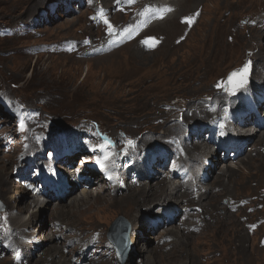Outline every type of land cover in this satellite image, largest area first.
<instances>
[{
	"label": "rangeland",
	"instance_id": "374dc122",
	"mask_svg": "<svg viewBox=\"0 0 264 264\" xmlns=\"http://www.w3.org/2000/svg\"><path fill=\"white\" fill-rule=\"evenodd\" d=\"M61 1L64 0H0V91L2 97L7 95L25 104L24 119H19L15 114L5 111V106L0 101V156L3 159L1 165L6 170L1 177L5 183L0 182V201L8 205L9 210L16 202L22 206L26 202L32 204L30 210L37 205L36 199H26L29 194L25 193L15 178L23 176L24 172L14 176V166L11 167L13 162H19L25 147L30 146L31 150L45 148L44 154L50 159L53 158L54 148L48 144L58 137L57 143H65V136L70 139L69 143L75 138L80 139L78 146L84 141L86 159L89 156L93 159L101 158L102 146L110 148V153H118L117 155L134 153L129 152V148H139L142 151L150 146H154L153 152L161 139L177 141L173 150L179 145L186 148L180 140H183L188 129L203 127L202 124L211 125L210 122L215 118L227 117L229 112L239 108L234 100L240 97L238 91L245 86L248 77H244L243 83H240L242 75H234L240 72L234 70L228 77L227 74L245 60H248V68L256 63L253 59L254 53H260L261 50L257 46L264 42V35L259 38L254 36L262 29L260 24L250 21L264 13V0H209L210 3L198 0L189 8H195L200 3L204 6L205 17L190 40L179 46L165 44L161 53H95V50L88 53L80 50L79 53H74V48L79 46L92 48L94 37L89 33H92L94 26L90 25V19L102 22L103 12L98 8L101 5L95 4V7H92L94 0H84L83 7V0H66L63 4L55 5L54 10L53 6H50ZM160 14L161 12L156 11L153 16L157 18ZM123 15L116 14V17L122 19ZM238 21L243 22L239 25L242 29L236 31ZM150 23L151 20L126 34L127 42L131 41L134 34L144 31ZM130 26H135V23ZM177 34L178 32L172 37ZM230 36L234 38L233 42L228 39ZM142 42L141 39L135 40L132 42L133 48H139ZM246 43L253 49L248 48ZM56 48L58 49L54 53ZM129 49L131 46L125 51ZM239 49L240 53H236ZM236 57L240 59H235ZM260 62L264 63V56ZM235 82L240 88H234ZM228 95H231V102L227 100ZM34 110L35 115L32 114ZM250 120L252 124L249 131L255 130L257 121L254 117H250ZM195 124L201 125L194 126ZM167 129L173 133L163 135ZM208 134L209 129L202 135L203 139ZM263 135L264 130L253 135L251 141H248L250 144L244 148L242 160L225 161L224 152L218 154L217 151V171L206 186L197 190L198 193L186 183L183 187L197 193L194 192L195 195L191 197L202 201L193 200L191 203L203 206V211H191L189 221L187 217L181 224L184 219L182 215L176 223L155 233H147L143 228L142 238L137 234V237L133 235L135 238L131 240L128 235L133 251L127 254V263L124 264H264V141L260 142V145H254V140L258 141ZM198 137L195 132L192 140L198 141ZM192 144L197 143H186L188 146ZM65 148L68 151L77 149L74 145ZM60 152V157L67 154L64 150ZM201 154L205 153L199 151L203 158ZM200 156L196 159L200 160ZM59 160L60 158L55 164L61 166L63 161ZM120 162L122 164L123 159ZM225 165H229V169ZM59 168L64 170L63 167ZM86 176L81 174L80 177ZM101 177L96 176V182L104 179ZM217 177H221L222 185ZM132 181L134 180L128 179L126 185L123 184L127 189L122 191L113 188L102 190L95 200V206H102L100 209L93 207L89 212L71 213L74 202L72 199L76 197V193L77 197L81 193L77 191L73 193L74 196L69 195L61 203L65 211L60 217L52 211L55 203L47 204L48 209L44 208L45 204L37 206H43L37 219L33 216L35 212L26 211L20 217L22 222L18 224L19 227H14L16 233L8 231L3 234L12 239L19 235L25 247L18 246L19 257L12 259V247L4 240L0 243V264H58L54 262L56 260H61L60 264H73V251L74 254H79L86 247L87 239L103 230L106 231L105 234L110 233L121 217L126 219L127 224L121 222L117 234L125 244L127 228L135 232L134 234L137 233L131 221V212L123 211L124 207L130 210L133 206L137 207L134 198L127 196L134 190L127 186L134 185L133 187L139 189L151 181L156 185L160 180H144L141 184ZM103 185L99 183L98 186L91 187L97 192L104 188ZM158 187L155 186V189L158 190ZM168 187L169 193H172L169 197L176 195L180 201L174 202L182 209L185 206L183 202H188V198L182 196L183 189L176 194L172 192L174 187L171 183H168ZM5 188L7 192L3 190ZM84 188L86 186L81 184L80 191ZM201 193L203 197H200ZM110 194H116L119 199L126 198V203L121 201L118 207L113 208L116 211H113L114 215L108 221L109 224L105 225L98 217L99 212L109 204ZM169 197L163 196L166 199L164 202L163 198H157L150 204L151 208H148V204H142L140 215L143 219L152 218L153 213L157 214L160 206L167 202ZM53 223H58L59 226ZM55 225L62 229L55 230ZM91 230L93 235H87ZM149 231H152V228H149ZM166 231L171 234L165 244L161 245V237L167 235ZM31 233L37 234V240L42 242V247L34 252L33 248L37 244H30L33 258L30 253L32 259H29L27 252L30 246H27V236L33 237ZM72 233H76L73 235L75 240L81 236L83 238L72 242ZM69 238L75 249L72 248L73 245H68ZM106 240L105 235L103 241ZM169 240L173 242L169 243ZM50 246L60 249L54 251L51 256L52 253H47ZM45 252L42 261L37 263ZM103 257L104 255L94 260L97 264H113V257V262H104ZM89 264L93 262L90 261Z\"/></svg>",
	"mask_w": 264,
	"mask_h": 264
},
{
	"label": "bare ground",
	"instance_id": "6f19581e",
	"mask_svg": "<svg viewBox=\"0 0 264 264\" xmlns=\"http://www.w3.org/2000/svg\"><path fill=\"white\" fill-rule=\"evenodd\" d=\"M94 1L95 2L93 3L92 7H95V4H96V6L101 5L98 8H101L102 9L101 11L103 12L102 22L95 21L92 18L90 19V25L94 26L93 27V30H92V33H89V35H91L92 37H94V38H92V43H91L92 48L86 47L87 49H85V46L82 47V48H79L80 47L79 46L77 48H74V49H76V51H74V53H79L80 50H82L83 53L93 52L94 50L96 51L95 53H121V52H124V53H161V51L164 48V45L165 44H169L170 43V45L173 44L174 46H179V45L187 42L188 40H190L191 35H193L194 31L197 29L198 25L202 22L203 18L205 17L204 16L205 15L204 14V6L203 5H200V3H199V6H196L195 8H189V7H193V5L196 2H198V0H164V2L162 0H111V1L110 0H106V1L105 0H94ZM205 1L206 2L208 1L209 2V0H205ZM227 4H228V2H227ZM185 8L186 9L189 8V9L186 10ZM167 9H171V10L168 11ZM223 10H224V8H223ZM156 11L161 12V14L157 18H155L153 16V14ZM222 12L223 11H221V13ZM116 14H120V15H123L124 14L123 15L124 18L118 19L116 17ZM254 19H256V18H253L251 20H254ZM149 20H151L150 25L144 31L140 32L139 34H137V35L134 34V36L131 39V41L130 42H127V35L126 34L132 33L136 28L141 27L145 23H148ZM188 21H191V22H188ZM133 23H135V26H130ZM240 24H241V22L238 21V23H237L238 26H237L236 31L239 30V29H242V28H239V25ZM202 25H204V24H202ZM211 27H212V25H211ZM226 27H225V29H226ZM176 32H178V34L172 37V35L175 34ZM121 33H123V34H121ZM263 35H264V30H262V29H259L258 33L257 34H254V36L257 37V38L262 37ZM197 37H199V35ZM212 38H214V37H212ZM137 39H141V40H143V42L139 46V48H133L134 47V43H132V42H134ZM228 39L230 41H232V42L234 41V38L231 37V36ZM66 41H64V42H66ZM193 41H194V39H193ZM209 44H210V42H209ZM129 46H131V49L125 51V49L127 47H129ZM236 46H237V44H236ZM246 46H249V44L246 43ZM257 47H259V49L262 52H264V42L261 45L258 44ZM248 48L253 49L251 46H249ZM240 50L241 49H239L236 53H240ZM62 52H64V51H62ZM67 52L69 53V51H66V53ZM262 52L259 53V54H257V55L255 53V55H256L255 57L257 59V64L259 66H263L264 67V63H261L260 62L261 59H262V57L264 56V53H262ZM200 53H203V51H200ZM205 55H206V53H205ZM202 58H204V57H202ZM206 59H207V57H206ZM235 59H240V58L239 57H236ZM253 59H254V56H253ZM213 60H216V59L213 58ZM208 61H207V64L206 65H208ZM248 65L249 64L246 65L247 68H248ZM222 73L223 72H221V74ZM237 84L238 83H236V82L233 83L234 88H236V89L237 88H240L239 86H237ZM239 91H238V93H239ZM230 93H232V95H233V91L232 90H231ZM229 96H231V95H228V99H227L228 101H230L229 100ZM223 99L224 98H222V100ZM228 120L229 119L227 117H219V118H215L213 121L210 122L212 124H216V127H217V131L214 132V138H215V136L221 137V133L224 130H225L226 133H228V131H229V128L227 126ZM237 124L239 126H241L240 127L242 129L241 136H243L244 129L247 131L248 128H249L250 123L247 122L246 119H243L242 118V119L239 120V122L237 121ZM198 125H201V124H195L194 126H198ZM202 125L204 127H206L207 124H202ZM188 127H190V126L188 125ZM197 130H200L201 133H202V129L199 128V127H197L196 129H193V130L188 129V131L184 135L183 140H180V141H183V144L186 146V148H184V146H181V145L178 144L179 146L182 147V149H180L181 147L178 146V148L175 149V150L169 149L167 151V153L169 155H172L173 160H171L169 158L168 164H167V166H166L165 169L159 170L157 168L158 167L157 163H154V165L151 166V167H145L143 165V159L145 157H152V149H153L154 146L147 147V148H145L142 151H140L139 148H129V152H134V153H125V154H120V155H117L118 153L117 154H111V156H109L104 161V164H106L107 168L112 169L114 171L113 178L111 177V179L109 180V181H111L114 184V187L115 188L113 187V190H118V191L120 190V191H122V190L127 189L126 187H123V184L126 185L128 179L134 180L132 182L135 183V184H141L144 180H148V181L149 180H157L155 178V176H151L149 174V172H152V174L158 176L159 178H163L160 181H158L156 185L153 184V182L151 181V182L147 183L145 186H143L142 188H139V189L133 187L134 185L133 186H130V185L127 186L129 189L134 190V192L128 194L127 196L134 198V202L137 205V207L135 208V206H133L132 210L128 209V207L127 208L124 207L123 208L124 209L123 211L124 212H126V211L127 212H131L130 217L132 219L131 218L130 219H131L132 223H134L133 224L134 230H137L138 236H141L142 237L141 233L138 232V230H141L142 229V226H146L147 227L148 226V222L147 221L149 220V217H146L145 219H143L142 215H140V207H141V205L142 204H148L147 205L148 208H151L150 207V204L151 203L153 204V202L157 198L158 199H161V198H163V196L165 198H168L169 195L172 194V193H169V190L170 189L168 187V183H171V180L172 179L177 178V176L179 174L178 173L179 171H181V176L179 178V180H180V184L179 185L180 186H175L173 188V191H175L174 193L177 194L178 192H180L183 189L182 196H184V198L193 199L191 196L195 195V193H196L195 191L200 190L202 187H204L206 185V184H201V182L199 181V179H200V176H199L200 173L198 174V169H199L200 165L203 164V160H202L201 156L199 155V151H206V150L210 149L213 145H215V143L212 140L211 141H206L205 139H203V137L200 134V140L201 141L199 140L196 143L199 144V142H204L203 144H199V145L192 144L190 146L186 145V143L192 142L191 135L193 133L197 132ZM257 132H260V131H255L253 133V135H255ZM166 133H173V132L170 131V129H167V130H165L163 132V135H165ZM56 135L57 134L55 133V136ZM186 135L189 136L188 139L186 138ZM253 135L250 136V139L248 140L249 142L251 141V138L253 137ZM174 137H175V135H174ZM174 137H173V141L175 139ZM235 138H236V136L233 137V135H229V136L226 135V137H225V139L223 141L226 144L229 143L230 145H233ZM248 141H247V137L243 136V140H242L241 144L238 145L237 148H241V147L245 146L246 144L247 145L250 144ZM263 141H264V135L258 141L254 140V145L256 146L260 142L263 143ZM175 142H177V141H174L173 143H175ZM83 145H84V141H82L81 145L78 146V149L77 150L72 151L71 156L68 158L69 161L75 160L77 158H83L82 157V155L84 154ZM205 146H207V148H205ZM215 146H216V149L215 150H211L209 153L206 154V155L211 156V159H210L209 162H211V163L213 162V166H212V170H211L213 174H215V171H217V167H218V165H215L217 163V156H216L217 151L219 152L218 154H221V153L224 152L223 150H221V147L222 146H220V147L218 145H215ZM59 148H64V147H63L62 144H56L55 153H57V149H59ZM103 148H104L105 151H107V152L110 153V150H109L110 148L109 149H107L106 147H103ZM200 149H203V150H200ZM227 151H229V153H230L232 150H226L225 152H227ZM174 153H176V154H174ZM244 153L242 155H244ZM242 155L238 156L235 159L242 160L243 159L242 158ZM199 156H200L201 159L200 160L199 159H196ZM122 158H123V162L121 164L120 161H121ZM2 161H3V159L0 156V182L3 184L5 182L3 180H1V177H2L3 171H6V170L4 169V166L1 165V162ZM227 161H229V160L227 159ZM196 162H197V164H196ZM176 163H182V164L181 165H177L175 168H170L169 167V165L176 164ZM15 164H16V162H13V165L11 167L15 166ZM225 166H227V168L229 169V165H225ZM89 167H92V166H88L87 171L88 172H92L93 176H91L90 178L83 179L79 183V184H82V183L85 184V186H87V188H84V189H82V191H80L81 190V185L73 184V189H72L71 193H76L77 191L78 192H81L78 197H77L78 194L76 193V197H73V199H72L74 202H73V205H72V210L70 212L73 213V214H77V213H81V212L82 213L89 212L90 209H92L93 207H95L96 209H100L102 206L100 204H97L95 206V203H96L95 200L98 198V196L101 195L100 193H101L102 190H104V191L106 190L107 191V190L111 189V186H109L108 182L105 179H102L101 182H96V179L97 178H95L94 176H98V178H102V177L100 175H98L99 172L97 170H92L91 171V170H89L90 169ZM44 168L49 169L50 168V163L49 162L45 163ZM76 172L77 173L80 172L79 168L76 170ZM232 172H230V173H232ZM184 174L187 176V179H184L183 178V175ZM65 175H68V172H65ZM217 178L219 180L220 185H222L223 183H221L222 182L221 177H217ZM99 183H101V186H102V183H103L105 185V187L103 189H101V190H97V192L95 190L93 191V189L91 188V186H95V185L98 186ZM185 183L188 184V187L190 186L189 188H193L195 191H191L192 189L190 190L188 187L183 188V187H185ZM198 183L200 185H202V186L200 187L198 185ZM155 186H159L158 187V190L155 189ZM179 187H180V190H178ZM74 188H77V190L74 191ZM185 189H186V191H185ZM3 190L5 192H7V188H5ZM113 190H112V192L114 193ZM210 191H212V190H210ZM27 193L30 195L29 192H27ZM197 193H198V191H197ZM212 193L213 192H210V194H212ZM72 195L73 194H71V196ZM30 196L35 199V196H33V195H30ZM203 196H204L203 193H201L200 197H203ZM85 199H92V201L91 200H88L87 201ZM125 199L126 198H124V200ZM124 200H123V198H120L119 199V197L116 194H114V195L113 194H110L109 204H107L104 207V209H102L99 212V214H100V217H98L99 221L102 224L108 225L109 224L108 221L111 220L112 219L111 218L112 215H114L113 214V211H116L113 208L114 207H118V205H119V203L121 201H122V203H126V202H124ZM63 201L64 200H62L60 203H56L54 210H52L54 213H56V215L58 217L64 215L63 212L65 211L64 210L65 208L63 207L64 209H62V204H61ZM164 201H166V199H164L163 202ZM50 203L51 202H49V201L46 202L45 203V206L46 207L44 206V208L48 209V205H50ZM167 203L168 204H171V201H169V199H168L167 202L163 203L160 206V211L157 214H160L161 213V211H162V208L161 207H165V205ZM41 205H44V204H40V205L37 204L36 206H34L33 210L31 209L32 212H35L36 213V214L33 215L35 217L34 219H37L38 212H40L43 209L42 208L43 206L42 207H37V206H41ZM199 206H201V205H199ZM31 207H32V204H27V202L23 206L20 205L19 202H16L13 205V207H11V208L14 209V210H17L19 212V214L22 215L26 211H28V212L31 211L30 210ZM202 208H203V206H202ZM12 209H11V211H12ZM178 210H179V212H180L181 215H184V213L181 211L182 209L180 207H178ZM138 215H139V217H138ZM20 217L21 216H19V215L16 216V217H15V215H13V217H12L13 220H14V227L15 228H18L19 227L18 224H21V222H22V220L20 219ZM152 218H156V216L154 215V213H153ZM133 219H134V222H133ZM54 227H55V230H60V228L62 229V227H56V225ZM89 229H91V228H85V230H89ZM95 230H98L99 231V230H101V228H95ZM95 232H97V231H95ZM92 233H94V232H92ZM166 234H171V232L169 231ZM134 238H135V236H134ZM5 239L6 240H9L11 242L13 241L12 238H8L5 235H0V242H4ZM27 246L28 247L30 246V248H29V250H28L27 253L28 254L31 253V257L33 258L32 250H31L32 247H31L30 244H27ZM66 248H68L67 245H66ZM59 249L60 248L57 247V246L56 247H51L50 246V249L47 250V253L48 252L49 253H52L51 254V256H52L54 254V251H59ZM5 253H7V251ZM13 253H14V250H13ZM45 254H46V252L41 254L40 260L39 261L37 260V263H39V262L42 261L43 255H45ZM54 262L55 263H58V264L62 263L61 260H59V261L56 260ZM91 262H94L95 264H97V262L95 260L94 261L91 260ZM145 264H148V263L146 262Z\"/></svg>",
	"mask_w": 264,
	"mask_h": 264
},
{
	"label": "water",
	"instance_id": "95a60500",
	"mask_svg": "<svg viewBox=\"0 0 264 264\" xmlns=\"http://www.w3.org/2000/svg\"><path fill=\"white\" fill-rule=\"evenodd\" d=\"M121 222L125 223L127 221L123 217L119 218V220L116 222V224L111 229V233L109 235V238L115 244V246H116V248H117V250L119 252H122V251H124V252L126 251L127 252V250L129 249V243H128V241L126 240L125 244H122L120 238L114 232L115 229L118 228V226L120 225ZM128 231H129V228L126 229L125 234H127Z\"/></svg>",
	"mask_w": 264,
	"mask_h": 264
},
{
	"label": "snow or ice",
	"instance_id": "6c2138e0",
	"mask_svg": "<svg viewBox=\"0 0 264 264\" xmlns=\"http://www.w3.org/2000/svg\"><path fill=\"white\" fill-rule=\"evenodd\" d=\"M168 11H170L171 9H167ZM188 22H191V21H188ZM246 74H247V67H245L244 70H242V76H241V81L240 83H243L244 81V77H246ZM234 75H237V74H234ZM230 80H231V77H230Z\"/></svg>",
	"mask_w": 264,
	"mask_h": 264
}]
</instances>
